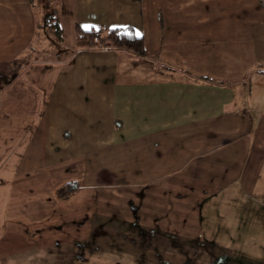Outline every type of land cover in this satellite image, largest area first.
<instances>
[{
  "label": "crops",
  "instance_id": "1",
  "mask_svg": "<svg viewBox=\"0 0 264 264\" xmlns=\"http://www.w3.org/2000/svg\"><path fill=\"white\" fill-rule=\"evenodd\" d=\"M260 1L0 0V264H264ZM47 13L144 56L61 69Z\"/></svg>",
  "mask_w": 264,
  "mask_h": 264
},
{
  "label": "trees",
  "instance_id": "2",
  "mask_svg": "<svg viewBox=\"0 0 264 264\" xmlns=\"http://www.w3.org/2000/svg\"><path fill=\"white\" fill-rule=\"evenodd\" d=\"M140 1V0H131ZM31 3V0H28ZM264 5V1H260ZM37 29H44V37H49L50 45L60 47L62 44V29L59 25L57 17L53 13L45 14L42 24ZM115 50L123 51L134 57L141 58L144 56L143 39L141 35L134 33L132 28L120 29H89L82 30L78 26L73 28V45L69 51L62 52L61 59H65L71 52L77 50ZM44 58H52L51 52L44 51ZM78 183L67 182L60 186L55 195L57 198H63L73 193L77 189Z\"/></svg>",
  "mask_w": 264,
  "mask_h": 264
},
{
  "label": "rangeland",
  "instance_id": "3",
  "mask_svg": "<svg viewBox=\"0 0 264 264\" xmlns=\"http://www.w3.org/2000/svg\"><path fill=\"white\" fill-rule=\"evenodd\" d=\"M48 14V13H47ZM42 20H43V18H42ZM42 31V33H44L43 32V30L44 29H39V31ZM64 31H63V33H62V44H61V46L60 47H55L54 48V50L52 51L53 52V55H54V59H56V58H60L61 59V57H62V52H64V51H69L70 52V50L72 49V45H73V30H69V29H67V28H65V29H63ZM49 37H44V39H43V50L44 51H50L51 50V46H50V43H49V41H47V39H48ZM50 39V38H49ZM48 39V40H49ZM54 46V45H53ZM51 52V51H50ZM72 53V52H71ZM70 53V54H71ZM65 60L62 58L61 59V62H60V67H61V69L64 67V65H65Z\"/></svg>",
  "mask_w": 264,
  "mask_h": 264
}]
</instances>
